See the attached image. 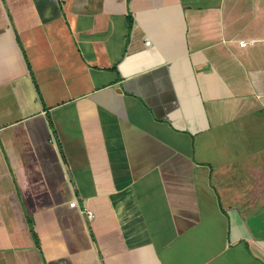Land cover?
<instances>
[{"label":"crops","instance_id":"obj_1","mask_svg":"<svg viewBox=\"0 0 264 264\" xmlns=\"http://www.w3.org/2000/svg\"><path fill=\"white\" fill-rule=\"evenodd\" d=\"M0 264H264V0H0Z\"/></svg>","mask_w":264,"mask_h":264},{"label":"built area","instance_id":"obj_2","mask_svg":"<svg viewBox=\"0 0 264 264\" xmlns=\"http://www.w3.org/2000/svg\"><path fill=\"white\" fill-rule=\"evenodd\" d=\"M251 41V40H250ZM146 43L147 44H149L150 43V41L149 40H146ZM238 43H239V45H241V46H246L248 43H250V42H248V41H246V40H244V39H241V40H239L238 41ZM75 204H76V202H75V200H72L71 202H69V206H75ZM85 212L87 213V215L88 216H92V213H91V211H89V210H85Z\"/></svg>","mask_w":264,"mask_h":264},{"label":"rangeland","instance_id":"obj_3","mask_svg":"<svg viewBox=\"0 0 264 264\" xmlns=\"http://www.w3.org/2000/svg\"><path fill=\"white\" fill-rule=\"evenodd\" d=\"M247 41V40H246Z\"/></svg>","mask_w":264,"mask_h":264}]
</instances>
